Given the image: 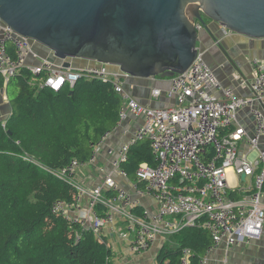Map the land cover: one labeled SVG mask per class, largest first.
I'll use <instances>...</instances> for the list:
<instances>
[{
    "label": "built area",
    "instance_id": "1",
    "mask_svg": "<svg viewBox=\"0 0 264 264\" xmlns=\"http://www.w3.org/2000/svg\"><path fill=\"white\" fill-rule=\"evenodd\" d=\"M195 27L198 32L203 30L198 22ZM36 46L0 22V83L7 84L21 68L35 77L44 75L40 88L54 92L64 87L73 89L82 78L111 82L122 101L119 124L130 117L144 120L129 144L120 149L114 166L120 175L127 177L120 169L121 163L127 161L130 145L141 141H149L157 162L155 167L147 164L139 167L137 182L144 187L140 189L137 183L135 185L136 193L147 194L156 202L155 211L144 209L140 215L133 214L140 204L121 190L113 177L106 178L105 187L116 193L114 198L105 195L104 187L91 192L86 190L77 183L75 176L87 163L73 160L54 174L78 190L77 199L73 204L56 202L55 213L97 235L115 221L116 215H124L129 225L119 236L122 239L132 236L130 252L134 255L149 251L159 238L179 235L203 220V228L210 234L213 245L199 264H207V255L221 244L229 249L247 239L261 237L264 229L263 64L257 60L252 62L255 71L249 86L252 96L243 98L222 85L198 50L196 60L184 75L170 79L166 96L176 104L152 108L140 104L124 89L123 80L130 78L128 74L120 70L113 74L103 64L83 69L65 68L63 62L42 59L35 51ZM29 59L34 63H29ZM152 95L158 98L161 92L153 90ZM245 108L250 109L253 118L251 130L238 121L240 111ZM207 151L212 154L210 157ZM252 154H256L254 159H250ZM94 159L93 153L90 162ZM230 172L235 175L236 183L230 182ZM242 176L246 177L245 182H241ZM233 194L241 198L234 199ZM85 196L89 197V216L71 218L72 212L81 210ZM98 205L107 208L103 216L96 211ZM190 258L191 251L183 250L180 264H191Z\"/></svg>",
    "mask_w": 264,
    "mask_h": 264
},
{
    "label": "trees",
    "instance_id": "2",
    "mask_svg": "<svg viewBox=\"0 0 264 264\" xmlns=\"http://www.w3.org/2000/svg\"><path fill=\"white\" fill-rule=\"evenodd\" d=\"M42 76L21 68L0 83L13 108L5 129L0 123V264H111L113 251L101 233L53 211L56 202L73 204L78 196L54 173L73 160L90 162L95 145L119 124L121 98L111 82L82 78L73 89L54 92L40 88ZM127 154L120 169L143 189L136 174L142 164L157 165L151 145L132 144ZM115 195L107 192L108 198ZM96 211L103 216L107 208L98 205ZM176 236L178 247L162 246L157 264H180L186 249L191 264H199L213 245L203 220Z\"/></svg>",
    "mask_w": 264,
    "mask_h": 264
},
{
    "label": "water",
    "instance_id": "3",
    "mask_svg": "<svg viewBox=\"0 0 264 264\" xmlns=\"http://www.w3.org/2000/svg\"><path fill=\"white\" fill-rule=\"evenodd\" d=\"M206 19L222 33L264 39V0H0V22L65 68L84 60L137 79L185 73L198 56L196 22L226 53Z\"/></svg>",
    "mask_w": 264,
    "mask_h": 264
},
{
    "label": "crops",
    "instance_id": "4",
    "mask_svg": "<svg viewBox=\"0 0 264 264\" xmlns=\"http://www.w3.org/2000/svg\"><path fill=\"white\" fill-rule=\"evenodd\" d=\"M211 30L222 44L226 53H223L214 42L211 36L204 31L199 33L200 41L198 43L199 50L203 53V58L209 67L216 74L222 85L231 88L235 93L243 98L251 97L250 84L255 78V71L252 65L254 60L264 65V39L252 40L244 36L222 30L215 24L208 23ZM35 51L41 56L55 63L57 61L43 47H35ZM29 63H34L29 59ZM73 69H83L95 66L89 61L71 60ZM109 71L113 74L119 73L117 67H110ZM124 89L143 106L152 108H164L174 106L176 103L173 99H168L166 93L170 88V79L151 78L137 79L128 78L123 80ZM153 90L161 92L160 97L154 98ZM264 109V104H262ZM13 114V108L6 93V87H0V123L6 122ZM143 118L130 117L127 121L118 124L106 137L99 143L100 146L94 148L93 153L95 159L87 163L78 170L75 176L77 183L88 191H94L99 187H105V180L113 177L117 186L126 191L132 198L140 204L145 210L150 212L156 210V202L151 196L136 193V183L133 179L120 175L118 169L114 166L117 161L120 149L129 144L132 135L143 125ZM239 123L251 130L253 128V118L250 109L245 108L240 111ZM264 146V140H263ZM229 178L232 183H236L235 175L230 172ZM264 203V195L262 199ZM79 216H89V197L85 196L81 205V210L72 212L71 218ZM87 224L89 221L87 220ZM129 221L124 215H116L115 221L103 229V235L113 251L111 264H157V256L164 245L178 247V237L172 236L167 238H159L152 248L144 254L134 255L130 252V244L132 236L122 239L119 236L120 231L128 228ZM207 264H264V229L262 235L258 239L246 240L239 245L232 246L227 249L225 244L207 255Z\"/></svg>",
    "mask_w": 264,
    "mask_h": 264
},
{
    "label": "rangeland",
    "instance_id": "5",
    "mask_svg": "<svg viewBox=\"0 0 264 264\" xmlns=\"http://www.w3.org/2000/svg\"><path fill=\"white\" fill-rule=\"evenodd\" d=\"M206 22L207 23H211V21L210 20H208V19H206ZM37 47H42V46H40V45H37ZM47 50V49H46ZM42 59H46V58H44V57H41ZM80 61H84V60H80ZM93 63V62H92ZM95 64V63H94ZM95 66H97V67H99L100 65L99 64H95ZM110 67L111 66H108V70L110 69ZM256 157V154H252L251 156H250V159H254ZM241 185H243L242 183H241Z\"/></svg>",
    "mask_w": 264,
    "mask_h": 264
},
{
    "label": "bare ground",
    "instance_id": "6",
    "mask_svg": "<svg viewBox=\"0 0 264 264\" xmlns=\"http://www.w3.org/2000/svg\"><path fill=\"white\" fill-rule=\"evenodd\" d=\"M230 182H231V180H230Z\"/></svg>",
    "mask_w": 264,
    "mask_h": 264
}]
</instances>
